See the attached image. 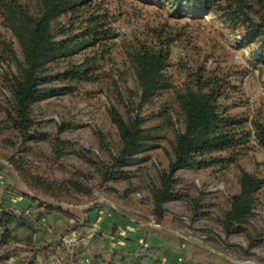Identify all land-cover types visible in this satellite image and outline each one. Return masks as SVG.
I'll list each match as a JSON object with an SVG mask.
<instances>
[{
    "label": "trees",
    "instance_id": "1",
    "mask_svg": "<svg viewBox=\"0 0 264 264\" xmlns=\"http://www.w3.org/2000/svg\"><path fill=\"white\" fill-rule=\"evenodd\" d=\"M151 1L178 13L187 10L193 15L209 14L238 39L239 49L250 54L247 61L258 70L264 88V0ZM0 20L11 36L0 38V64L6 67L2 82L8 93L0 106V125L14 135L12 140H6L16 149L9 164L29 190L54 200L73 194L90 197L95 187H106L107 181L125 174L122 169L136 164L138 155L167 141V167L157 172V183L149 188L155 220L161 222L167 213L164 204L177 198L173 186L178 170L233 165L238 171V191L227 198V207L216 222L226 237L245 232L264 179L246 171L238 160L250 139L264 149V119L230 112L231 106L223 102L230 87L225 77L198 65L175 78L170 70L171 41L161 33L155 34L153 43L126 40L116 31L114 16L105 8L104 0H0ZM116 47L122 53L125 73L135 82L134 89L126 85L124 72L113 70L111 54ZM84 84L106 87L108 97L114 101L106 112L117 132L116 152H109L105 136L95 132L99 147L108 151L107 161L91 158L87 150L73 153L98 175V184L80 172H76V178L48 180L34 172L21 155L29 150L27 143L43 137L33 105L54 95H73ZM155 104L159 105L157 112L144 117V107L153 108ZM148 119H157L158 123L146 126ZM63 127L66 126L58 129ZM167 132L171 138H167ZM50 143L58 162L63 142L56 138ZM191 211L193 217L198 216L197 209ZM42 215L38 213L36 221ZM19 228L28 230L30 239L38 232L35 222L1 206L0 262L16 251L11 246L18 244L13 232ZM254 244L251 240L248 248ZM166 257L165 264H169ZM45 259L41 263L31 256L15 264H47Z\"/></svg>",
    "mask_w": 264,
    "mask_h": 264
},
{
    "label": "rangeland",
    "instance_id": "2",
    "mask_svg": "<svg viewBox=\"0 0 264 264\" xmlns=\"http://www.w3.org/2000/svg\"><path fill=\"white\" fill-rule=\"evenodd\" d=\"M104 6L114 16L116 31L126 40L153 43L155 34L161 33L164 39L171 41L170 70L175 78L183 76L185 69L201 65L225 77L230 87L226 89L227 97L223 102L231 106V113L264 119V88L261 87L258 70L247 61L250 54L239 49L238 39L215 23L209 14L193 15L187 10L178 13L151 0H104ZM2 37L11 39L0 20ZM115 42L119 43V39ZM111 57L115 63L114 72H124L121 74L126 85L134 89L133 78L124 71L119 47L112 51ZM5 71V65L0 64V106L8 95L2 82ZM114 76L119 79L117 74ZM117 84L120 89L123 88L121 81ZM107 92L106 87L100 84H84L73 95L58 94L33 105L34 118L41 122L43 137L27 143L29 150L21 155L31 163L34 172L48 180L76 178V172H80L92 178L93 184H98V175L73 152L87 150L91 158L107 161L108 151L99 147L95 132L105 136L109 152H116L117 132L106 112V107L114 101ZM158 108V104L153 108L144 107L142 115L149 117ZM2 119L0 113V121ZM157 123V119H148L146 126ZM64 125L65 128L58 129ZM166 135L171 138L170 132ZM13 136L10 130L0 125V172L3 174L0 178V207L10 208L17 215L35 222L38 232L30 239L28 230H15L13 234L19 241L11 248L16 251L0 264L23 262L31 256L41 263L45 257L47 264H159L158 259L166 256L163 252L153 255L148 251V241L145 243L144 240L146 247L134 241L130 250L127 243L132 241L131 236L127 233L125 238L119 236L127 228L110 234L109 228L98 231L91 227V223L86 222L88 215L81 214L88 207L103 211L101 217L115 212L131 220L130 226L135 230L130 235L142 232L146 233L145 238L160 234L171 239L181 264H264V186L256 194L257 204L245 225V232L226 237L216 222L227 207V198L238 191V171L233 165L178 170L173 186L177 198L164 204L167 213L159 222L161 229H153L149 227L151 218L155 220L151 214L149 188L157 183V172L167 167L164 153L165 149H169L167 141L160 142L148 153L138 155L136 164L123 168L125 174L107 181L106 187H93L90 197L73 194L54 200L29 190L12 169L8 159L16 153V149L6 140H12ZM56 138L63 142L64 148L58 162L54 160L50 145ZM238 163L249 173L264 179V149L253 139H250ZM85 184L88 185L87 181ZM15 195L22 196V200L33 205L24 206L20 211L18 202L13 204L10 201ZM40 202L48 204L49 208L46 209ZM191 209L198 210L197 217H193ZM51 211L57 213L55 220ZM38 213L43 215L36 221ZM135 221L142 225L135 227ZM111 236L113 240L109 239ZM251 240L255 244L248 248ZM139 246L145 250V259L151 258V255L154 259L142 262L138 255H127L136 249L140 252Z\"/></svg>",
    "mask_w": 264,
    "mask_h": 264
},
{
    "label": "crops",
    "instance_id": "3",
    "mask_svg": "<svg viewBox=\"0 0 264 264\" xmlns=\"http://www.w3.org/2000/svg\"><path fill=\"white\" fill-rule=\"evenodd\" d=\"M2 176L3 174L0 172V178L2 179ZM17 182H19V180L17 179ZM1 187V186H0ZM1 189V188H0ZM0 193H1V190H0ZM3 194H5V192H3ZM6 195V194H5ZM4 197H7V196H4ZM27 205H33V203H30V202H25V200H22L20 202H18L17 204V208L21 211L23 209L24 206H27ZM18 210V211H19ZM79 211H81V208L79 209ZM98 210L95 208V207H88V208H84V212H81L82 215H88V220H86L87 224L91 223V227L93 226L96 230L98 229V231H102V230H105L107 228H109L110 234H113L114 232H116L117 229H124V228H127L131 225L129 219H124L122 217H120L119 215H117L115 212H110V214H105L106 216H100L98 217ZM52 217L53 219L55 220L56 219V215L57 213L56 212H52ZM142 224L139 222V221H135V224L134 226L135 227H140ZM99 233V232H98ZM131 236V240L133 241H130L127 243V247L132 250L133 248H131L134 244V241H139L140 239L144 240L145 243L146 241H148L149 245L148 247L152 248L151 250H148L150 252L153 253V255L156 253H160V252H163L166 256H168V261H169V264L172 263V264H181L180 263V258L178 256V252L175 251L173 249V244L171 243L172 240L167 238L166 236H160L159 235H150L148 236V238H145L146 233H136L135 235L133 234H129V237ZM128 237V238H129ZM171 240V241H170ZM139 243V242H138ZM147 245V244H146ZM140 247V252L137 251H132V254L129 253L127 255L129 256H132V255H138L140 257V260L142 262H147V261H151L152 258L154 257L153 255H151V258H147L145 259L144 257V254L143 252L145 251L143 248H141L142 246H139ZM154 259V258H153Z\"/></svg>",
    "mask_w": 264,
    "mask_h": 264
},
{
    "label": "built area",
    "instance_id": "4",
    "mask_svg": "<svg viewBox=\"0 0 264 264\" xmlns=\"http://www.w3.org/2000/svg\"><path fill=\"white\" fill-rule=\"evenodd\" d=\"M21 200H22V196H20V195H15V196H12V197L10 198V201H11V203H13V204H15V203H17V202H19V201H21ZM102 213H103V211L100 210V211L98 212V215L100 216V215H102ZM99 216H98V217H99ZM151 219H152V221L150 222L149 227H152L153 229H161L160 224H159L158 222H156V220H154L153 218H151ZM134 230H135L134 227L129 226V227H127V230H125V231H121V232L119 233V236L122 237V238H125L126 233H127V236H128V234L133 233ZM109 239L113 240V237L111 236ZM138 242H139V244H143V245L146 247V244L143 243V240H142V239H140ZM179 260H181V259H179ZM158 261L160 262V264H165V263H167V257H166V256H161V257L158 259Z\"/></svg>",
    "mask_w": 264,
    "mask_h": 264
}]
</instances>
